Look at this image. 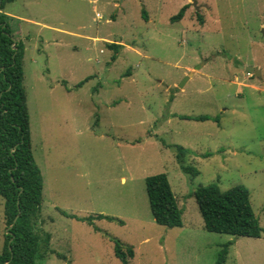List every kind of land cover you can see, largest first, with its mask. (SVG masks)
Wrapping results in <instances>:
<instances>
[{"label":"rangeland","instance_id":"rangeland-1","mask_svg":"<svg viewBox=\"0 0 264 264\" xmlns=\"http://www.w3.org/2000/svg\"><path fill=\"white\" fill-rule=\"evenodd\" d=\"M0 11L24 45L43 176L36 229L49 243L36 264H122L111 238L133 246L129 264H216L227 241L222 264H264V0H13ZM158 173L181 226L152 217L145 177ZM213 183L248 189L260 237L204 228L193 192ZM5 233L0 197V252Z\"/></svg>","mask_w":264,"mask_h":264},{"label":"trees","instance_id":"trees-1","mask_svg":"<svg viewBox=\"0 0 264 264\" xmlns=\"http://www.w3.org/2000/svg\"><path fill=\"white\" fill-rule=\"evenodd\" d=\"M0 1L2 10L5 3L13 0ZM186 8L187 4L183 5L171 17V21L182 19ZM5 18L6 14L0 11V197L3 198L6 223L0 264H36L42 258L39 252L49 243L48 234L40 235L36 229L42 202L43 176L31 147L29 112L23 85L24 45L12 35ZM197 18L202 24V16L198 15ZM109 45L114 52L119 47L115 43ZM196 118L207 119L206 116ZM176 151L181 168L195 175L196 168L184 164L187 150L178 145ZM145 187L155 222L166 227L181 226L182 212L166 173L146 176ZM193 194L207 231L254 238L261 236L263 229L251 206L247 188L236 185L222 191L213 183L198 186ZM95 217L122 223L114 216L96 214ZM81 218L92 223L91 217ZM111 241L115 256L122 264H129L134 256L133 246L118 238H111ZM231 243L227 241L223 244L216 264L224 262Z\"/></svg>","mask_w":264,"mask_h":264},{"label":"water","instance_id":"water-1","mask_svg":"<svg viewBox=\"0 0 264 264\" xmlns=\"http://www.w3.org/2000/svg\"><path fill=\"white\" fill-rule=\"evenodd\" d=\"M192 3H193V6H195L196 9H198V6L196 5V2L193 1ZM0 5H1V1H0ZM246 70H247L248 72H249V71H254V74H255L256 76H259V75H260V70H259V69H255V68L252 67V66H247V67H246ZM187 79H188V76H186V77L183 79V81L179 84V87H181ZM14 221H15V219H14Z\"/></svg>","mask_w":264,"mask_h":264}]
</instances>
